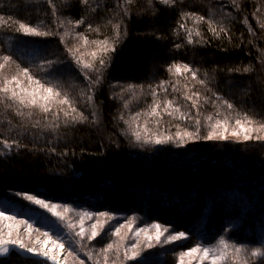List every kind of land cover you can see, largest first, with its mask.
Segmentation results:
<instances>
[{"label":"trees","instance_id":"16d2710c","mask_svg":"<svg viewBox=\"0 0 264 264\" xmlns=\"http://www.w3.org/2000/svg\"><path fill=\"white\" fill-rule=\"evenodd\" d=\"M122 5L129 10L127 16ZM183 12L206 20L211 16L217 32L223 25L227 34L214 35L207 22L197 23L194 18L182 21ZM0 17V57L13 58L4 67L8 73L5 70L3 77L15 75L17 64L28 67L37 79L56 85L61 98L66 94L77 112L87 117L73 122L77 113H71L69 105L53 104L45 114L37 107L0 103V152L5 153L0 155V211L58 236L53 221L22 200L21 195L29 194L170 227L188 235L190 246L184 249L211 244L222 236L245 248H264V139H255L264 137L260 128L264 124V0H175L172 5L160 0H152L151 5L147 0L130 5L125 0H88L87 4L82 0H0ZM81 19L84 23L75 26ZM20 22L53 35L25 36L18 30ZM117 22L121 23L120 42L101 69L99 83L89 92L83 70L68 59L64 49L75 47L84 62L100 67V47L91 42H111L116 35L112 25ZM180 23L193 30L194 43H187ZM89 25L98 31L88 30ZM77 34H83L87 42ZM93 51L95 59L90 55ZM46 60L56 63L40 71ZM177 63L198 70L197 79L205 84L197 83L190 73L167 70ZM89 76L95 80L96 74ZM162 81L164 88L157 87ZM129 84L141 87L120 95L118 89ZM23 86H28L26 80ZM149 86L156 87L159 116L149 114L155 106ZM193 92L199 93L193 97L197 108L185 99ZM129 94L136 100L125 107ZM167 101H173L168 109L171 115L164 110ZM17 109L24 114L18 116ZM64 111L70 112L68 118ZM209 116L227 122H247V116L253 139H191L182 145H156L137 142L132 135L133 123L146 121L145 128L153 134L174 136L177 131H195L198 119L204 136ZM4 140L21 146L4 149ZM66 245L86 258L80 244L67 241ZM167 254L141 263L172 264L169 254L173 251ZM0 264L49 263L12 251L0 258Z\"/></svg>","mask_w":264,"mask_h":264},{"label":"snow or ice","instance_id":"6c2138e0","mask_svg":"<svg viewBox=\"0 0 264 264\" xmlns=\"http://www.w3.org/2000/svg\"><path fill=\"white\" fill-rule=\"evenodd\" d=\"M148 4H152V0H147ZM161 3L165 5H172L175 3V0H160ZM235 2V0H234ZM82 3L87 4L88 0H82ZM126 4H133L134 0H125ZM123 15L127 16L129 14V10L127 7H124ZM53 16H56L55 9L53 10ZM194 18L197 23L200 22H207L208 24V30L212 32L214 35H219L221 32L227 34V29L223 26H219V32H217V22L212 19V17H208L207 20L205 16L197 15L195 13H189V12H183L181 13V20H186ZM9 20L12 19V17L8 18ZM3 21V17H0V22ZM68 24H73V21L69 20L67 21ZM84 23L83 19L75 21L74 25L78 26L80 24ZM65 24V21L61 20L59 26L63 27ZM264 27V25H261ZM113 30L115 31L116 35L111 38V42H109L108 39L105 40H94L91 43L96 44L100 47L101 56L98 61L100 67H95L93 63L91 62H84L80 56L77 55L78 49L75 47H65L64 52L67 55L68 59L72 62H74L75 66L83 70V75L86 80L89 81V92L92 90V86L99 83L101 79V69L104 68L108 60L111 57V54L116 51V48L114 45L119 44L120 36H121V23L117 22L112 25ZM179 28L181 30H185L187 33V43L191 44L194 43L193 40V30L192 29H186V25L184 23L179 24ZM22 30V34L25 36H32V37H47L50 35H53L52 31H40L36 27H32L29 24H26L24 22L19 23V29ZM90 31H98V29H92L91 25H89ZM68 30H66L67 33ZM65 33V34H66ZM81 39L86 38L83 36V34H77ZM196 36H200L201 33L196 30L195 31ZM61 43H64L63 36H61ZM176 48L181 47V45L176 44ZM94 59L97 57V52L93 51L90 54ZM0 59L3 60L4 63H0V69H4L5 64L8 62H12L13 58L11 55H3L0 57ZM56 61L54 60H46L44 64L39 66L40 71H43L45 67L52 66ZM17 71L15 75H12L11 78H8L7 76H4L2 80H0V103H3L5 100L11 101L12 103L8 105L11 107L12 105H19L22 108H31V107H37L39 108L43 113L47 114L51 110V106L53 104H59V105H69L71 113H77L76 116H72L73 122L79 118L80 120H86L87 117H85L82 113H78L76 107L73 105L72 101L67 97L66 94L63 95L61 91L58 90L56 85H49L44 82H42L41 79H37L36 76L30 71L28 67H21L19 64H17ZM173 69L175 70V73L177 75H181L183 73H190L193 80H196L197 83L203 85L205 84L204 80H198L197 79V72L198 70H195L191 68L188 64H172L167 69L169 72H172ZM247 71V69H245ZM95 73V80L90 79L89 74ZM27 81L28 86H23V81ZM165 82H161L160 85L157 87L164 88ZM141 87L137 85L129 84L126 88L122 89V92H131L135 88ZM151 89V94L154 97V105L151 107L150 115L152 116H159L160 113L157 111V108L159 107V103L155 99L157 97V91L156 87L149 86ZM175 90V86H173ZM193 97H199L198 92H193L191 96L186 95V100L192 101V107L197 108V102ZM217 99H221L220 97H217ZM89 102H91L92 97L88 96ZM173 101H167L164 104V110L165 112H168V109L171 107ZM224 104H226L228 109H232L233 105L231 103H228L227 101H223ZM125 107H127V103H125ZM63 111V109H61ZM176 111H179L177 108ZM16 114L18 116H22L24 113L21 112L19 109L16 110ZM64 117L68 118L70 116L69 111L63 112ZM169 115H171V112H168ZM139 115V113H137ZM187 119L191 120V116H187ZM123 119V116L121 117ZM133 119H135L133 117ZM209 120L212 119L211 116L208 117ZM245 120L248 123H252L251 120L247 116H245ZM236 125L239 127L241 126V120L237 119L235 121ZM200 121L197 119L195 120V124L193 125L195 127V131H184L181 133L180 131H177L175 133V136L173 135H163V134H157L155 136L147 134L142 135L141 131L137 128L132 131V135L135 137V140L137 142L142 141L145 144H167V143H178V145H182L186 140L191 139H205V140H220L225 141L228 139V127H227V121H221L216 120L214 124L210 125L211 130L207 132V135L201 136L200 135ZM261 129H264V124L260 125ZM254 131L252 128H241V132H243V141H248L250 139H253L251 133ZM145 133H148V129H144ZM240 133H238L235 129L231 132L232 136H238ZM255 139L261 140L264 139V137L257 136ZM3 148L4 149H12L13 145H16L17 147L21 146L16 141H12L9 143L7 140L2 141ZM5 154L4 152H0V155ZM18 195H21L18 193ZM23 198L30 201L31 203L40 206L43 209H46L48 212H50L53 216L57 217L60 221L65 220V214L69 212H75V209L70 208L67 205H57L53 203L46 202L43 199H38L35 195H29V194H23ZM63 208V212L57 211L58 208ZM76 215L80 217V230L76 231L74 233L75 237H78V240H75V243L80 244L81 247H84L83 244L84 241L91 242L94 239H96L98 236L101 235L102 231L105 229L106 224H108L110 221L114 219L112 215L108 212H76ZM95 217H105L106 220L101 221L99 219L96 220L95 223L91 225V234H86V231L83 227V221L84 218H87L89 220L94 219ZM16 220L15 216L7 215L6 212L0 211V221H14ZM20 223L27 224L26 221H21ZM132 224L133 220L132 218H128L126 220L125 224H121L119 227L115 228V231L111 232L112 236H119L121 228L128 227L129 231H132ZM70 231H73L75 228V225L72 223H68L66 225ZM6 227L9 229L7 232V236L5 237L3 234H0V254L8 253L10 251L9 246H15L18 250L24 251L28 254L37 255L45 258L48 261H51L52 264H62V261L59 256V252L56 254L53 253V249L57 250H63L65 247V244L63 242H57V241H51L52 248H47L46 250L44 248H41L40 250H37L35 247H26L23 240L17 236L16 238L12 237V225L8 224ZM154 230V231H153ZM27 231H32V225L27 224ZM36 231H39V229H36ZM141 233L144 234L143 244L145 247L151 249L153 247L157 246H164L167 244H171L177 241H181L182 239H186V235L184 232H175V234H172V231L168 227H164L161 224L153 223L145 228H137L135 229L133 236L136 238V242L132 244H121L119 246H115L113 243H108L103 249L100 250V253L103 254V260L104 264H109V254L115 251L116 253V259H120V252L121 249H123V258L121 260V264H126L128 261L136 260V258L140 255V252L137 250L140 246V240L139 237ZM167 234V235H166ZM43 236L49 237V234L47 232L42 233ZM49 239H46L44 241V245H47L49 243ZM218 247H205L202 245H197L195 247L189 248L187 251L180 253V259L179 264H184V257H194L195 254H199V261L202 262L205 260H210V264H221V262L225 261L227 257L229 256V249H231V255L234 256L236 259L234 260V264H249V255L250 257L254 258L257 256H260L264 253L261 252V249L256 248L252 249L250 251V254L247 252V250L243 249L240 246L236 245H230L228 241L222 236L219 238ZM75 249L71 250L69 252V255L75 256ZM89 259H92V253L87 252L85 253ZM80 264H84V261L81 260ZM96 264H99V260L96 261ZM113 264H115V261H113ZM191 264V261L189 262Z\"/></svg>","mask_w":264,"mask_h":264},{"label":"rangeland","instance_id":"374dc122","mask_svg":"<svg viewBox=\"0 0 264 264\" xmlns=\"http://www.w3.org/2000/svg\"><path fill=\"white\" fill-rule=\"evenodd\" d=\"M84 56H86V54H84ZM82 56V57H84ZM0 63H4L2 59H0ZM6 66V64H5ZM7 67V66H6ZM6 69H0V79L3 78V72ZM8 70V69H7ZM5 71V73H8V71ZM6 76H8V74H5ZM120 90V95L123 94L124 92H122V89H118ZM136 96H138V94L134 93ZM136 100V98H134V95L129 94V99H125L124 102H126L127 104L132 103ZM132 117V116H131ZM216 120L219 119H211V120H207L208 124H206L205 126V131L204 134L207 135V132L211 130L210 125L214 124ZM223 121V120H221ZM146 121H143L141 124H131L132 127L135 129H139L142 133V135H153L155 136V134H153L151 131L148 130V133L144 132L145 129V124ZM227 127H228V138H231L233 140H243V132H241V128L247 129L250 128L249 125H247V122L245 121H241V126H237L235 121L232 120L230 122H227ZM236 130L238 133H240L238 136H232L231 132L233 130ZM184 131H181V133H183ZM254 133V132H253ZM252 135V133H251ZM175 136V135H174ZM22 200H24L26 203H28L29 205H32L35 208H38L41 212H43L45 214V216L47 218H50L51 221H53V224H55V226L58 227L59 232H58V236H54L53 234L47 232L49 234L50 240L49 243L47 245H44V241L46 239H49V237H45L42 235V233H44V229L42 230V228L40 227H35L33 226V223L28 222L22 218L17 217L16 215H11V214H7L10 216H15L16 220L14 221H0V234H3L5 237L7 236V232L9 231V229L6 227V225L11 224L12 225V237L16 238L17 236H19L26 247H35L37 248V250H40L41 248H44L45 250L47 248H52V243L51 241H57V242H63L65 244V247L62 251L57 250V249H53V253L52 254H56L57 252H59V256L60 259L62 261V264H80V261L83 260L84 264H96V261L99 260V264H104V260H103V254L100 253V250L103 249L108 243H113L114 247L115 246H119L121 244H132L134 242H136V238L133 236V233L135 231V229L137 228H145L149 225H151V223H144L142 221H139L137 218L133 217V216H120L117 215L116 213H112L109 211H101V212H108L110 213V215H112L114 217V219L112 221H110L108 224H106L105 229L102 231L101 235L98 236L96 239H94L91 242L88 241H84V255L86 256V258H80L78 257L76 254L75 256L69 255V250H68V245L67 241L69 242L70 245H74V239H79L78 237H75L74 233L76 231L80 230L81 224H80V217L78 215H76V212H92L91 210L86 209L85 207L82 206H78V205H67L72 209H75V212H69L65 214V220L62 222L60 221L57 217L53 216L50 212H48L46 209L41 208L38 205H35L33 203H31L30 201L26 200L23 198V195H21ZM40 199V198H38ZM44 200V199H43ZM46 201V200H45ZM49 203H53V204H57V205H65V204H59V203H54V202H50V201H46ZM57 211L63 212V208H58ZM96 213V212H93ZM128 218H132L133 220V224H132V231H129L128 227H124L121 228L120 230V235L119 236H112L111 232L115 231L116 227H119L121 224H125L126 220ZM99 219L101 221L106 220L105 217H95L92 220H89L87 218H84L83 221V227L86 231V234H91V225L93 223L96 222V220ZM21 221H26L27 224H31L32 225V231L28 232L27 231V224L24 223H20ZM68 223H72L73 225H75V228L73 231H70L69 228L66 226ZM153 224V223H152ZM167 227V226H164ZM53 228V227H52ZM170 228V227H168ZM36 229H39V231H36ZM170 230L172 231V234H175V232H179L176 231L172 228H170ZM154 231V230H153ZM167 235V234H166ZM186 235V234H185ZM62 237L65 238L64 241L62 239ZM186 239H182L181 241H177L171 244H167L164 246H157V247H153L151 249L147 248L144 246L143 244V239H144V234L141 233L139 240H140V246L137 249L140 252V255L136 258V260H132V261H128L126 262V264H142V259H147V258H165V256H167V253H171V251H173V254H169L170 257L173 259H171L173 262L172 264H179V259H180V253L187 251L188 249H184L186 246H190L189 242L187 241L188 235H186ZM225 238V237H224ZM226 239V238H225ZM219 240V239H218ZM218 240H216L215 242L208 244V245H202L205 247H209V248H213V247H218ZM227 240V239H226ZM230 245H236L234 243H230L228 242ZM239 246V245H236ZM195 247V246H192ZM243 249L247 250V252L250 254V251L252 249H256V247H252V248H245L244 246H240ZM259 248V247H258ZM261 249V252L264 253V248H259ZM87 252H91L92 253V259H89V257L85 254ZM229 256L227 257V259L223 262H221V264H225L227 261V263L229 264H234V260L236 259L234 256L231 255V249H229ZM123 258V249H121L120 252V259H116V253L115 251H113L112 253L109 254V264H113V261H115V264H121V260ZM191 261V264H201V262L199 261V254H195L194 257H184V264H189V262ZM202 264H210V260H205L202 262ZM249 264H264V254L257 256V257H250L249 255Z\"/></svg>","mask_w":264,"mask_h":264},{"label":"water","instance_id":"95a60500","mask_svg":"<svg viewBox=\"0 0 264 264\" xmlns=\"http://www.w3.org/2000/svg\"><path fill=\"white\" fill-rule=\"evenodd\" d=\"M9 248H10V251L8 253L0 254V258L7 257L12 251H17L23 257L44 260V261H47L49 264H52L51 261H48V260H46L45 258H43L41 256L32 255V254H28V253H26L24 251H20L15 246H11L10 245Z\"/></svg>","mask_w":264,"mask_h":264},{"label":"bare ground","instance_id":"6f19581e","mask_svg":"<svg viewBox=\"0 0 264 264\" xmlns=\"http://www.w3.org/2000/svg\"><path fill=\"white\" fill-rule=\"evenodd\" d=\"M60 251H62V250H60ZM5 258V257H4Z\"/></svg>","mask_w":264,"mask_h":264}]
</instances>
